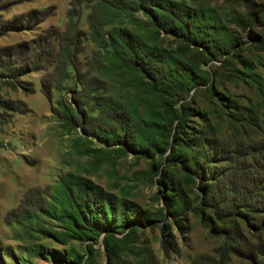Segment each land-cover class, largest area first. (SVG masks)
I'll list each match as a JSON object with an SVG mask.
<instances>
[{
	"label": "rangeland",
	"instance_id": "1",
	"mask_svg": "<svg viewBox=\"0 0 264 264\" xmlns=\"http://www.w3.org/2000/svg\"><path fill=\"white\" fill-rule=\"evenodd\" d=\"M173 1L199 12L192 37L154 34L143 11L107 0H0V264H264V209L251 210L264 204V0ZM124 28L169 64L197 61L204 78L194 80H205L184 98L165 80L154 93L132 84L108 59ZM9 51L18 55L2 58ZM149 99L184 108L178 135L199 144L209 175L173 154L175 145L160 148L165 124L146 123ZM124 118L155 152L127 145L116 132ZM167 174L189 203L175 216ZM203 182H217L235 204L216 213L203 204ZM78 188L83 199H127L128 219L114 231L118 259L103 235H66L67 195Z\"/></svg>",
	"mask_w": 264,
	"mask_h": 264
},
{
	"label": "trees",
	"instance_id": "2",
	"mask_svg": "<svg viewBox=\"0 0 264 264\" xmlns=\"http://www.w3.org/2000/svg\"><path fill=\"white\" fill-rule=\"evenodd\" d=\"M106 3L109 4L108 7L120 11L133 12L141 10L148 16L149 24L154 34L159 35L161 31H164L178 39L187 36L192 37L194 21L201 19L197 10L173 0H112L110 3L107 0ZM254 18L255 16L248 13L246 19L251 23ZM198 33H201V31ZM197 35L195 34L194 38H197ZM135 39H137V36L132 31L125 28L120 29L115 37L113 36L112 51H108V59L111 65L117 69L125 70L130 75L132 84L145 87L154 93L158 83L165 80L169 84L167 89H174V94L178 98H184L183 94L187 93L188 89L195 86L197 82L205 80H194L197 76L204 78V75L199 73L202 68L197 61L185 62L184 59L179 58L177 63L169 64L164 60L162 53L159 55V50L143 47L140 40ZM200 39L204 47L202 52L206 57H209L207 56L209 52L206 51V47L209 45L210 39L208 35H200ZM17 55L13 51H9V53L3 52L2 58L11 57L12 59ZM64 55L66 58L69 55V51L65 49ZM146 77L150 81H146ZM170 90L168 92H171ZM160 104L158 100H147L149 118L146 121L148 125L157 124L163 126L165 124L162 128L163 138L161 140L164 145L160 146V148L165 150L170 145H175L173 154L178 157L188 158L190 168L194 172L203 173L204 175L207 172L208 174L210 166L206 167L205 163L200 162L198 151L195 152L196 146L199 144L195 143L193 139H184L178 135L181 133L188 117V114L185 115L184 108L181 110L174 106H164L163 102L162 105L164 107L158 108L157 105ZM125 119L118 122L116 132L127 133V145L132 149L141 147L155 152L159 146H155L150 140L151 138H147L139 128H134L130 133L132 125L129 124L128 119L126 121ZM174 130L176 132L175 135L173 134ZM189 151H193V153L189 154ZM187 177L192 181L194 180L191 174H187ZM163 181L167 184V191L164 193L165 202L170 209V213L175 216L187 205V196L177 188V183L172 174L163 175ZM217 185V182H203L200 187L205 192L203 204L208 206L210 205L209 203L214 202L216 213H219L220 210L224 211V209L229 207L228 203L233 202V198L223 193L221 197ZM83 195L84 192L82 193L80 188L70 190L69 195H67L69 200L66 209L69 214L66 216V235L69 238L82 241L98 240L103 235L105 248L109 252L108 255L111 259H118L120 257L121 239L114 234V231L128 219L126 216V209H128L127 199H119L111 194H106L100 196V200H92V198L88 199L86 196L83 199ZM233 204L235 203L233 202ZM260 209H264V204L256 202L251 205V210L260 211ZM119 211L120 214H118ZM203 211H206V207L202 205L195 208V212L199 215ZM225 211L226 213L229 212L228 210ZM218 217L225 218L227 216L219 214ZM118 218L119 220H117ZM262 222L264 223V220Z\"/></svg>",
	"mask_w": 264,
	"mask_h": 264
}]
</instances>
